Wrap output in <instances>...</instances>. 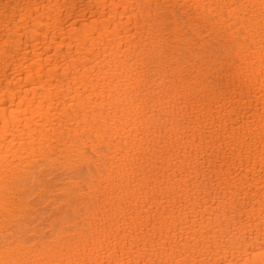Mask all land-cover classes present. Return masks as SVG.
<instances>
[{
  "label": "bare ground",
  "instance_id": "6f19581e",
  "mask_svg": "<svg viewBox=\"0 0 264 264\" xmlns=\"http://www.w3.org/2000/svg\"><path fill=\"white\" fill-rule=\"evenodd\" d=\"M0 264H264V0H0Z\"/></svg>",
  "mask_w": 264,
  "mask_h": 264
}]
</instances>
